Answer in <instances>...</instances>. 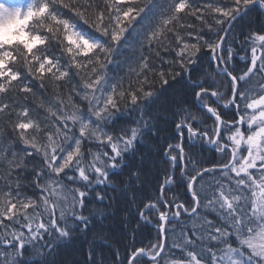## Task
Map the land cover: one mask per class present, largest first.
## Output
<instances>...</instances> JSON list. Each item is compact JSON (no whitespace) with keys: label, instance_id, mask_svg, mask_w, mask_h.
Returning a JSON list of instances; mask_svg holds the SVG:
<instances>
[{"label":"snow or ice","instance_id":"obj_1","mask_svg":"<svg viewBox=\"0 0 264 264\" xmlns=\"http://www.w3.org/2000/svg\"><path fill=\"white\" fill-rule=\"evenodd\" d=\"M65 254L264 264V0H0V264Z\"/></svg>","mask_w":264,"mask_h":264},{"label":"trees","instance_id":"obj_2","mask_svg":"<svg viewBox=\"0 0 264 264\" xmlns=\"http://www.w3.org/2000/svg\"><path fill=\"white\" fill-rule=\"evenodd\" d=\"M18 1L20 3L24 2V0H18ZM238 32H239V29H237L235 32L231 33L228 36V43H233L234 37H237V39H238ZM202 55L204 57L203 62L196 66V72L194 73V75H197V76L200 75V72L202 69H208V56H209V54L204 52V53H202ZM240 55H242V53H238L235 60L233 61V64L235 65L237 70L242 69L244 66V63H245V61L240 59ZM217 79H220V78L218 77ZM225 111L227 112V110H225ZM228 116L231 117V112H228ZM207 123L209 126H211L212 122L209 120ZM162 136L173 137L174 133L169 128L165 133H162ZM169 142L176 143L179 141H178V139H170ZM185 143H188L187 140L185 141ZM161 146H163V139L161 140ZM197 151L199 152L200 149L198 148ZM200 158L205 160V161L211 162V161H215V160L219 159V154L215 153L210 145H206L205 150L202 152ZM153 175H154V173H153ZM155 187H156V180L153 179L152 176H150L147 184L145 185L146 191L148 193L154 194L153 189ZM169 194H171V193H169ZM179 195L181 197H184V193H183L182 189L179 190ZM154 237H155V228L152 225H148L147 227L143 228L141 230V234L137 236L136 241H135V246H137V247L143 246V245L147 244L149 242V240H153ZM124 243H131V241H130V239H126V240H124ZM123 251H124V249H123V247H121V252H123ZM64 259L68 260L69 264H71L72 261L82 260L83 257H81L79 255L65 254Z\"/></svg>","mask_w":264,"mask_h":264},{"label":"rangeland","instance_id":"obj_3","mask_svg":"<svg viewBox=\"0 0 264 264\" xmlns=\"http://www.w3.org/2000/svg\"><path fill=\"white\" fill-rule=\"evenodd\" d=\"M18 2V1H17ZM19 3V2H18Z\"/></svg>","mask_w":264,"mask_h":264}]
</instances>
